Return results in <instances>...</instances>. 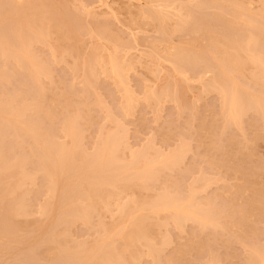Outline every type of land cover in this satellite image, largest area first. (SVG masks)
I'll return each mask as SVG.
<instances>
[{
	"label": "rangeland",
	"instance_id": "rangeland-1",
	"mask_svg": "<svg viewBox=\"0 0 264 264\" xmlns=\"http://www.w3.org/2000/svg\"><path fill=\"white\" fill-rule=\"evenodd\" d=\"M1 1L0 8L4 3L7 5L9 2L4 0L2 4ZM30 2L34 5L38 4L35 12L47 13L49 12L47 10L50 12L52 10L51 13L55 15L57 22L64 20L59 27L65 24L62 26L65 35L62 36L61 30L50 25L51 27L47 30L48 39H34L35 41L29 43L30 50L33 52L31 55L36 59L29 58L32 57L31 55L23 59L24 61L32 59L31 61L36 64H42L40 67L43 74L39 75L40 69L36 76L39 80L34 77L37 74L33 76L30 69L18 63L19 58L12 54L13 46L20 45L24 39L17 36V40L12 33L10 45L7 42L4 44L1 42L3 47H6H0V120L2 119L0 123V181L2 182V184L0 182V195L2 193L0 213L4 212L5 202L10 198L18 200L21 205L17 207L19 211L16 215L18 216H6L7 221L12 220L14 227H17H12L11 230L1 229L3 227L0 226V264H59L60 261L61 264L62 262L63 264H86L87 262L94 264V261L102 264L108 262L109 257L114 262L117 256L120 257L119 261L122 259L126 264H250L251 259L257 255L255 253L257 249L264 247V117L253 107H248L235 121L224 118L226 104H223L220 97L221 90L218 85L212 83L213 76L217 74L218 61L217 59L211 61L212 58H208L210 54H203L204 50H201L206 46L209 38L215 36L210 32L216 34L217 31L219 38L237 37L239 33L242 37L241 33L245 31L247 34V31L251 30L250 26L249 28L244 25L247 19L257 23L260 35H264V0H30ZM37 15L34 16L35 19ZM60 16L64 19L59 20ZM159 17L162 22L163 19L165 22L161 26L158 22ZM207 20L208 23H206ZM199 24L203 25H200V29L207 25L204 27L205 31L199 30ZM5 26L2 25L3 31L7 29ZM33 26L34 30L35 25ZM43 26L44 23L39 27L43 28ZM18 27L12 24L10 28L12 32L24 29L23 26H20V29ZM215 28L217 30H214ZM245 34L243 37L246 36ZM12 36L19 44H14ZM262 37L259 36L258 42L252 45V48L255 50L258 48L257 51L264 55ZM182 48L184 51L196 53L193 54L195 59L191 61L189 59L191 56H187L183 61H177L174 52L177 53ZM224 50L228 49L224 48ZM239 52L237 53L238 56L240 54L242 56L240 58L243 69L241 73L234 72L232 75L226 73V77L230 79L222 76L226 79L225 85L232 79L234 83L236 81L237 86L239 84L241 87L239 90L247 89L248 94L254 95L258 92L264 96V89L253 80L261 73L257 72L254 65L248 61L249 56L246 52L243 54ZM199 53L200 57L197 55ZM109 58L115 60L116 71L120 72L121 78L119 75L118 78L121 82L117 80L115 73L110 71ZM204 62H207L209 67ZM181 65L184 71H180V75L178 67ZM213 67L216 69L213 70ZM9 98L12 99L11 102ZM5 101H9L10 105L6 106ZM12 101L14 103L16 101V104ZM11 103L17 107V110L26 106L27 110L24 112H21V109L18 110L20 112L15 110L18 117L22 116L19 114H23V119L20 117L21 120L28 119V124L31 121L35 125L38 123L37 127L39 126L44 137L48 139L55 137L56 147L62 143L66 147L70 146L67 149L75 147L71 137L68 136V139L62 131L65 125H71L74 121L75 124H72L73 127L70 126V128L79 132V134L76 133L79 137L77 136V141L74 140V144L78 142L76 147L80 151L77 149L76 152V148L75 151L71 150L73 153L68 155L72 156L69 161L66 162L67 158L65 162L62 161L71 168H67L69 171H75L72 169L79 165L75 168L77 173L71 172L76 173L77 176L85 169L81 167L82 161L88 160L93 155L97 149L95 147L108 139L105 137L116 139V141L113 140L115 142L113 152L107 154L110 156L104 157L107 158L104 159L105 162L103 161L107 162L105 166L100 164L95 166V169L94 166H88L91 170L86 166L84 175H80L82 180L79 176L81 182L77 180L76 174H71V179L75 176L73 179L77 180H75L74 189L78 187L79 182L80 188L84 189L96 188L98 187L96 185L103 182L100 184L101 187L99 186L102 189H99V192L103 191L101 193L103 200L99 199L100 203L103 201V205L97 201L98 205L88 212L85 210L84 201L62 199L64 190L68 192L67 194L69 191L72 192L70 194H75L76 189L71 190L73 186L69 175L68 177L66 173L60 175L55 187L48 181V177L39 169L41 168L39 157L34 156L38 154L35 152L36 145L25 133L26 121L21 122L16 114V116L13 115L14 112L10 111ZM2 110L5 114H1ZM5 118H11L7 124L12 123L10 125L12 128L5 125L7 122ZM66 119L71 120L70 123ZM14 120L20 122L14 123ZM65 122L68 123L65 124ZM107 132L110 133L107 134ZM178 151L180 156H177ZM78 153L82 155H79L81 160L77 156ZM73 160L78 164H72ZM14 164L20 165L17 167ZM10 165H13V168L10 169ZM71 165L75 166L71 167ZM19 166H23V169L19 170ZM102 166L105 169L101 168ZM15 169L19 170V173H15L17 171ZM98 169L105 171L100 172ZM14 173L19 175L15 178ZM85 175L91 182L84 178ZM64 176L67 181L63 182ZM94 176L97 178L101 176L98 178L101 182L98 183L99 181L96 180L98 183L96 184L91 178ZM85 180L87 184L85 182V185H82ZM159 197L163 200L158 204L166 207L165 210L158 206H156L158 208H150ZM165 201L168 203H164ZM132 202L135 203L132 204ZM172 202L174 204L170 206ZM64 203H66V209L63 207ZM91 203L94 204V202ZM79 205L80 207L83 205V209L87 211L88 214L84 215L86 217L71 215L70 207L73 210L80 209ZM177 205L179 207L172 210ZM20 206H23V210ZM188 206L193 208L189 209ZM62 207L65 212L67 209V212L70 211L67 213L70 214L68 217L64 211V214L60 213L59 209ZM158 209L159 211H154ZM57 211L62 219L59 215L56 217ZM176 212L178 217L175 216ZM185 212H188L189 217H185L187 216ZM123 217H126L125 220ZM136 224L141 225L139 227H142L141 231L144 232L142 237H137V241L133 240L134 246L129 247L127 234L137 229ZM51 229L61 237L55 235ZM9 230L14 234L10 232L8 235ZM48 230L53 232L55 235L53 239L56 240L50 239L49 235L52 233ZM57 240L62 246L68 245L66 247L68 249L63 246L65 249L63 254L61 252L63 248ZM132 248L136 251L133 252ZM122 249L125 250V254ZM116 250L118 252L120 250L118 255ZM76 251L79 252L75 254ZM70 252L69 260L67 255ZM106 252L110 256H107V260H103L100 255L103 257ZM132 253L137 254H134V257ZM61 256L62 259H60ZM110 263L109 261L105 264ZM261 263L264 264V259L260 260L259 264Z\"/></svg>",
	"mask_w": 264,
	"mask_h": 264
},
{
	"label": "bare ground",
	"instance_id": "bare-ground-1",
	"mask_svg": "<svg viewBox=\"0 0 264 264\" xmlns=\"http://www.w3.org/2000/svg\"><path fill=\"white\" fill-rule=\"evenodd\" d=\"M2 1H4V0H2ZM1 1V3L3 4L4 2H2ZM174 1H176V0H174ZM40 2V1H39ZM159 2H161V1H159ZM41 3V2H40ZM45 3V2H44ZM36 5H38L37 3H36ZM36 5H34V3L33 4H31V2H30V0H26V1H22V0H9V2L7 3V5L4 3V5L3 6H1V8H0V43L2 42L3 44L4 43H8L9 45H10V42H9V40H10V35H12V33H13V35L16 37L15 39H17V36L19 37V38H23L24 40V42L23 41H21L22 43L20 44V45H14L13 47H14V49L13 48H11V47H9V48H11V49H13L14 51V53H12L13 54V56L14 57H18L19 58V60L20 61H17L18 63H20V64H22V65H25L27 68H29L30 70V72H32V74H33V76L35 75V74H37V75H35L34 77L36 78V76H38V72L40 71V69H41V67H40V65H42V64H36L35 62H33V61H31L33 58H35V57H33V55H31L33 52L30 50V45H29V43L30 42H32L34 39H37V40H44V39H48L47 38V36L49 35L48 33L49 32H47V30H49L48 28H50L51 26L50 25H53V26H56V28L57 29H59V30H61V35L62 36H64L65 35V32H64V30H63V28H62V26H64V25H62L61 27H59V25H61V23L62 22H64V17H62V19H61V16H60V18H59V20H63L62 22H57V19L55 18V15L53 14V13H51L52 12V10H51V12H50V10H47V11H49V12H47V13H38V12H35V9H38L37 7L38 6H36ZM41 5V4H40ZM39 5V6H40ZM53 5V4H52ZM43 6V5H42ZM40 8V7H39ZM108 8V7H107ZM165 8V7H164ZM54 9V8H53ZM57 9H59V8H57ZM56 9V11L57 12H59L58 10ZM180 10V9H179ZM262 10V9H261ZM40 11H42V10H40ZM44 12H46L45 10H43ZM70 12V11H69ZM83 13V12H82ZM169 13V12H168ZM36 14H38L37 16V18L35 19L34 18V16L36 15ZM62 14V13H61ZM64 15V14H63ZM138 15V14H137ZM142 15V14H141ZM160 15V14H159ZM218 15V14H217ZM262 15V14H261ZM155 16V15H154ZM169 16V15H168ZM247 16V15H246ZM255 16V15H254ZM36 17V16H35ZM72 17V16H71ZM157 17V16H156ZM181 17V16H180ZM249 17V16H248ZM247 17V18H248ZM135 18H136V16H135ZM155 18V17H154ZM160 18V17H159ZM165 18V17H164ZM182 18V17H181ZM180 18V19H181ZM233 18V17H232ZM242 18H244V17H242ZM246 18V19H247ZM253 18V17H252ZM67 19V18H66ZM184 19V18H183ZM234 19V18H233ZM245 19V20H246ZM167 20V19H166ZM169 20V19H168ZM178 20V19H177ZM54 21V22H53ZM158 21V20H157ZM44 23V26H43V28H41V27H39L40 25H43V23ZM53 22V23H52ZM79 22V21H78ZM156 22V21H155ZM158 22H160V26H161V24L164 22V19H163V22H162V20H161V18H160V21H158ZM183 22H184V20H183ZM52 23V24H51ZM60 23V24H59ZM165 23V22H164ZM163 23V24H164ZM206 23H208V20H207V22ZM229 23V22H228ZM231 23V22H230ZM12 24H15V25H17V27L19 26H23V28L24 29H20L19 27V31L17 32V31H15V32H12V28H10L11 26H12ZM24 24V25H23ZM91 24V23H90ZM210 24V23H209ZM257 23H255L254 21H251V19H247L246 20V22H245V24L244 25H246V26H250L251 27V30H248V31H250L249 33H248V31H247V34H245V32L244 33H241V34H243V36H244V34L246 35L245 37H241V35H240V33L238 34V36L237 37H235V36H233L232 38H227L226 36H223L221 39L219 38V34L217 33V31H216V34H218V35H216L215 34V32L214 33H212V32H210L211 34H214L213 36L214 37H211V38H209V40H208V42H207V44H206V46L201 50V51H203L204 50V53L203 52H201V54L203 53V54H210L209 56H208V58L209 57H211V58H209V59H211V61H214V59H217V68H218V70H217V74H215L214 76H213V82L212 83H216L217 85H218V87H219V89L221 90L220 91V93H221V98H222V100H223V104L225 105L226 104V106H225V113L223 114V115H225V117L224 118H226L227 120H231V121H235L237 118L239 119V115H240V113L243 111V110H245V109H247L248 107H253L255 110H257L258 112H260V114H261V116L262 117H264V96L262 95L261 96V94H259L258 92L256 93V94H254L255 93V91L253 90L252 92H253V94L254 95H252L251 93H246V92H248L247 91V89H246V91H244L243 89L240 91L239 90V88H241L240 86H239V84H238V86H237V84H236V81H235V83H234V81H232V79L230 80V83L228 84L227 83V85H225V78H227V79H230V78H228V76L226 77V73L228 74V73H230V75H232V73H234V72H240L241 73V70L243 69V63H242V56H241V54L238 56V53L237 52H239V51H241L242 52V54H243V52H246L247 53V55L249 56V58L246 56V55H244V56H246L247 57V59H248V61L250 62V63H252V65H254V69L255 70H257V72H259V73H261V75H257V76H255L254 77V82L256 83V84H259L260 86H261V88H263L264 89V58H263V56L264 55H262V52H258L257 51V49L255 50V49H253L252 48V45H256V42H258L257 41V39H259V36L260 37H264V35H260V33L261 32H259V29H258V26L256 25ZM2 25H6L5 27H7V29H6V31L4 30L3 31V28H2ZM33 25H35V28H34V30L32 29V26ZM135 25V24H134ZM200 25L201 24H199L198 26V28H199V30H204V27H207V25L206 26H204L202 29H200L201 27H200ZM212 26H213V28H214V25L213 24H211ZM229 25V24H228ZM177 26V25H176ZM201 26H203V25H201ZM216 26V25H215ZM261 26H262V24H261ZM4 27V26H3ZM14 27H16V26H14ZM34 27V26H33ZM37 27H39L38 29H37ZM211 27V26H210ZM232 27V26H231ZM249 27V28H250ZM264 27V26H263ZM80 28V27H79ZM5 29V28H4ZM55 29V28H54ZM106 29V28H105ZM161 29V28H160ZM223 29H224V27H223ZM245 29V28H244ZM262 29V28H261ZM56 30V29H55ZM194 30H195V28H194ZM194 30H193V32H194ZM214 30H217L216 28L214 29ZM241 30V29H240ZM239 30V31H240ZM34 31V32H33ZM69 31H71V29L69 30ZM162 31H163V29H162ZM205 31V30H204ZM262 31V30H261ZM53 32V31H52ZM198 32H200V31H198ZM197 32V33H198ZM164 33V32H163ZM195 33V32H194ZM205 33V32H204ZM220 33V32H219ZM233 33V32H232ZM48 34V35H47ZM236 34V33H235ZM220 35H221V33H220ZM232 35H234V34H232ZM240 35V36H239ZM196 36V35H195ZM231 36V35H230ZM13 37V36H12ZM203 37V36H202ZM262 37V39L261 40H263L264 38ZM200 38H201V36H200ZM13 39V41H15L14 40V37L12 38ZM12 39H11V41H12ZM25 39H26V42H25ZM18 40V39H17ZM35 41V40H34ZM77 42V41H76ZM2 43H1V45H2ZM15 43H17V41H15L14 42V44ZM37 43V42H36ZM46 43H48V42H46ZM202 43H203V41H202ZM11 44H13V43H11ZM17 44H19V43H17ZM31 44V43H30ZM73 44V43H72ZM220 44V45H219ZM0 45V47L1 48H5V47H3V45L1 46ZM95 45V44H94ZM259 45V44H258ZM260 46V45H259ZM52 47V46H51ZM0 48V49H1ZM224 48L225 49H228L227 51L226 50H224ZM261 48V47H260ZM51 49V48H50ZM201 49V48H200ZM224 51H223V50ZM5 50V49H4ZM3 50V51H4ZM10 50V49H9ZM78 50V49H77ZM191 50V49H190ZM69 51V50H68ZM4 52H6V51H4ZM10 52H12V51H10ZM32 52V53H31ZM67 52V51H66ZM69 52H71V51H69ZM114 52V51H113ZM177 52V51H176ZM230 52H233V54H230ZM63 53V52H62ZM115 53V52H114ZM240 53V52H239ZM245 53V54H246ZM6 54V53H5ZM174 54L176 55V58H177V61H179V62H181V61H183L184 59H186L187 58V56H191L189 59L191 60V61H193L195 58L193 57L196 53H193L192 51H184V49L182 48V49H180L177 53H175L174 52ZM194 54V55H193ZM200 53L199 54H197V55H199V57H200V55H201ZM2 55V54H1ZM32 56V57H29V58H32V59H29L28 61H27V59L24 61V59L23 58H28V56ZM112 55H113V53H112ZM170 55V54H169ZM174 55V56H175ZM9 56H11V54L9 55ZM25 56V57H24ZM62 55H60V57H61ZM5 57V56H4ZM58 57V56H57ZM69 57V56H68ZM111 57V56H110ZM113 57V56H112ZM198 57V58H199ZM205 57H206V55H205ZM241 57V58H240ZM17 58V59H18ZM36 59V58H35ZM74 59H76V58H74ZM101 59H102V57H101ZM110 59V58H109ZM207 59V58H206ZM209 59H207L208 60V62L210 63V61H209ZM246 59V58H245ZM15 60V59H14ZM78 60V59H77ZM111 61H108L109 62V65H110V71L111 72H114L115 73V75H116V77H117V80L118 81H120V78H121V76H120V72H117L116 71V67H115V63L116 62H114L115 60H113V59H110ZM201 60V59H200ZM203 60V59H202ZM16 61V60H15ZM90 61V60H89ZM199 61V60H198ZM88 62V61H87ZM202 62V61H201ZM216 62V61H215ZM247 62V61H246ZM74 63V62H73ZM195 63H196V61H195ZM205 63V62H204ZM207 63V62H206ZM205 63V64H206ZM212 63V62H211ZM245 63V62H244ZM19 64V65H20ZM84 64V63H83ZM178 64V63H177ZM177 64H176V66H177ZM184 64V63H183ZM205 64H204V66H205ZM75 65V64H74ZM107 65V64H106ZM206 65H208L207 67H209V64H206ZM212 65V64H211ZM245 65V64H244ZM251 65V64H250ZM44 66H46V65H44ZM93 66V65H92ZM118 66V65H117ZM120 66V65H119ZM215 66V65H214ZM104 67V66H103ZM212 67V66H211ZM20 68H21V65H20ZM22 68H24V67H22ZM122 68V67H121ZM215 67H213V70H215L214 69ZM88 69V68H87ZM253 69V70H254ZM43 70H45L44 68H43ZM89 70V69H88ZM92 71V70H91ZM118 71H119V69H118ZM121 71V70H120ZM178 71L180 72V71H184V69H183V67H182V65L181 66H179L178 67ZM209 71V70H208ZM207 71V72H208ZM42 72V69H41V71H40V73H39V75L40 74H43V73H41ZM48 72V71H47ZM206 72V73H207ZM220 74H219V73ZM223 72H225V73H223ZM29 73V72H28ZM93 73V72H92ZM109 73V72H108ZM204 73V72H203ZM211 73V72H210ZM221 73H223V75H221ZM6 74V73H5ZM31 74V75H32ZM82 74V73H81ZM209 74V73H208ZM212 74H214V72L212 71ZM251 74V73H250ZM255 74V73H254ZM31 75H30V77H31ZM88 75V74H87ZM118 75L120 76V78H118ZM180 75H181V72H180ZM205 75V74H204ZM203 75V76H204ZM229 75V74H228ZM2 76V75H1ZM8 76V75H7ZM32 76V77H33ZM202 76V77H203ZM206 76V75H205ZM222 76H224V77H222ZM249 76V75H248ZM40 77V76H39ZM35 78H34V81H35ZM123 78V77H122ZM204 78V77H203ZM202 78V79H203ZM37 80H39L38 79V77L36 78ZM212 79V78H211ZM210 79V80H211ZM236 80H238V79H236ZM84 81V80H83ZM207 81V80H206ZM89 82V81H88ZM121 82V81H120ZM224 82V83H223ZM90 83V82H89ZM210 83V82H209ZM206 84V83H205ZM215 84V85H216ZM207 85V84H206ZM241 85V84H240ZM245 85V84H244ZM205 86V85H204ZM237 86V87H236ZM210 87V86H209ZM217 89V88H216ZM238 89V90H237ZM249 90V89H248ZM164 91V90H163ZM251 91V90H250ZM264 91V90H263ZM259 94V95H258ZM14 96H16V94L14 95ZM126 97H127V95H126ZM129 97V96H128ZM124 98V97H123ZM16 99V98H15ZM8 100V99H7ZM10 100H12V99H10L9 98V101ZM9 101H5V105L6 106H8V105H10L9 103L11 102H9ZM9 102V103H8ZM13 103H14V101H12ZM3 103V102H2ZM35 103V102H34ZM4 104V103H3ZM14 104H16V101H15V103ZM19 105H20V103H18ZM18 104H17V106H18ZM26 104V103H25ZM32 104V103H31ZM55 104V103H54ZM61 104V103H60ZM12 103H11V107H10V111L11 112H14V114L13 115H15L16 113H17V111L19 110V109H21V108H19L18 110H17V107H15L14 105V110H13V108H12ZM22 105V104H21ZM35 105H37L36 103H35ZM31 106V105H30ZM29 106V107H30ZM34 106V105H33ZM38 106V105H37ZM36 106V107H37ZM59 106V105H58ZM125 106H126V104H125ZM23 107V106H22ZM32 107V106H31ZM30 107V108H31ZM67 107V106H66ZM2 108V107H1ZM16 108V109H15ZM25 108V109H24ZM28 108V107H27ZM29 108V109H30ZM55 108V107H54ZM6 109V108H5ZM8 109V108H7ZM32 109H34V107H32ZM13 110V111H12ZM15 110H17V111H15ZM23 110V111H22ZM25 110H27L26 109V106H24L20 111L21 112H24ZM40 110V109H39ZM57 110V109H56ZM129 110V109H128ZM20 111H18V112H20ZM5 114V111H3L2 110V112H1V114ZM9 113V112H8ZM26 113V112H25ZM24 113V114H25ZM34 113V112H33ZM51 114H53V113H51ZM6 115H8L7 113H6ZM17 115V114H16ZM15 115V116H16ZM19 115H22V116H20L22 119H23V114H19ZM4 116V115H3ZM10 116H12L11 115V113H10ZM52 116V115H51ZM1 117V116H0ZM16 117H18V115L16 116ZM16 117L14 118V119H16ZM20 117H18L17 119L18 120H20L21 122L23 121V120H21V118ZM68 118V117H67ZM3 119H4V117H3ZM6 119V118H5ZM11 119V118H10ZM10 119H6L7 120V122H6V126L8 125L9 127H11L10 125L12 124H7V123H9V121H10ZM34 119V118H33ZM69 119V118H68ZM68 119H66V120H68ZM70 119H72V118H70ZM2 120V119H1ZM1 120H0V123H1ZM13 120V119H12ZM24 120L26 121H23V122H25V126H24V128H26V132L25 133H27L31 138H32V140H33V142L35 143V145H36V149H37V151H35V152H37L38 154L37 155H34L35 157L36 156H38L39 157V159H40V167L41 168H39V169H41L42 170V172L48 177V181L55 187V183L57 182V178H59L60 177V175H65V173L67 174L66 176L68 177V175H69V178L71 179V174H73V175H75L78 171H76V167L77 166H79V165H76V164H78V162L77 163H74V160H73V162H72V164L74 163L75 165H71V167H74L75 166V168L74 169H72V170H75L76 171V173H71V172H75V171H69V170H67V168H69L66 164L67 163H63V161L65 162V159H66V162H68L69 161V159H70V157H72V156H68V155H72V153H73V151L71 152V150H74L75 151V148H76V152H77V149L79 150V148H77L76 147V143L78 144V142H76L75 144H74V140H76L77 139V136L79 137V132H76V130L75 129H73V128H70V126L71 127H73V125L75 124L74 123V121H73V123H71V125L69 124L68 126L67 125H65V127L64 128H62V131L67 135V137L68 136H70L71 137V139L73 140V145H75V147L74 148H72V149H67L68 147H70L68 144V147H66L65 145H64V143H62V145L64 146H62V145H60V144H58L57 145V147H56V141H54L55 139V137L54 138H52V139H48V138H46V136L44 137V135L41 133V131H40V128H39V126L37 127V125H38V123L35 125V123L33 122V121H31V122H33V123H31V122H29V124L27 123V121H28V119H25L24 118ZM66 120H64V121H66ZM226 120V121H227ZM15 121V120H14ZM20 121H15L14 123H19ZM35 121V120H34ZM64 121H63V123H64ZM69 121V123H70V121L71 120H68ZM230 121V122H231ZM3 122H5V120H3ZM2 122V123H3ZM62 123V124H63ZM68 122H65V124H67ZM231 123H234V122H231ZM236 123V122H235ZM23 125H24V123H22ZM73 124V125H72ZM229 124V123H228ZM20 125V124H19ZM231 125V124H230ZM6 126H4L5 128H6ZM64 126V125H63ZM62 126V127H63ZM18 127V126H17ZM16 127V128H17ZM12 128V127H11ZM23 128V127H22ZM75 128V127H74ZM18 129V128H17ZM16 129V130H17ZM64 129V130H63ZM13 130H15V128L13 129ZM75 130V131H74ZM7 131H9V130H7ZM24 131V130H23ZM24 133V132H23ZM76 133H78V134H76ZM110 133V132H109ZM108 132H107V134H109ZM64 134V135H65ZM117 134V133H116ZM66 135H65V137H66ZM112 135V134H111ZM118 136H119V134H117ZM116 135V136H117ZM109 136V135H108ZM115 136V135H114ZM113 136V137H114ZM14 137V136H13ZM21 137V136H20ZM48 137V136H47ZM15 138V137H14ZM104 138V137H103ZM105 138H108V139H105ZM104 139V141L101 143V141H99L101 144L100 145H98L97 147H95V148H97L96 149V151L93 153V155H91V157L87 160V159H84L83 161H85V160H87L86 161V163H85V165H84V163H83V161H82V165H81V167H82V169H83V167H85V169H84V171L85 170H87V168H86V166L88 167V166H91V167H93L94 166V169H95V166H99L100 164L101 165H104L105 166V164H107V162L106 163H104L105 162V160L104 159H107V158H104L107 154H111V152H113V150H114V145H113V143H115L114 141H116V139L114 140V138H111V137H105ZM68 139H69V137H68ZM119 139V138H118ZM117 139V140H118ZM121 139V138H120ZM21 140V139H20ZM72 140H70V142L72 141ZM103 140V139H102ZM114 140V141H113ZM77 141V140H76ZM80 141V140H79ZM121 141V140H120ZM123 141V140H122ZM15 142V141H14ZM53 142H55V143H53ZM58 143V142H57ZM67 143V142H66ZM118 143V142H117ZM72 144V143H71ZM124 144V143H123ZM34 145V146H35ZM59 145H60V147H59ZM17 146H18V144H17ZM78 146V145H77ZM126 146V145H125ZM53 147L56 149H53ZM66 147V148H65ZM81 147V146H80ZM116 147H117V145H116ZM146 147V146H145ZM18 148V147H17ZM94 148V149H95ZM35 149V148H34ZM81 149V148H80ZM182 150V149H181ZM80 151V150H79ZM78 151V152H79ZM12 152V151H11ZM117 152V151H116ZM119 152V151H118ZM174 153H175V151H174ZM180 153V151H178V154ZM34 154V153H33ZM77 154V153H76ZM81 154H83L82 152H81ZM80 153H78V155L77 156H79V155H81ZM91 154V153H90ZM173 154V153H172ZM172 154H171V156H172ZM115 155H117V154H115ZM156 155V154H155ZM76 156V155H75ZM82 156V155H81ZM86 156V155H85ZM85 156H84V158H85ZM108 156H110V155H107L106 157H108ZM135 156V155H134ZM174 156V155H173ZM177 156H180V154L179 155H177ZM69 157V158H68ZM89 157V156H88ZM112 157V156H111ZM119 157V156H118ZM137 157V154H136V156H135V158ZM151 157V156H150ZM75 158V157H74ZM87 158V157H86ZM110 158V157H109ZM108 158V159H109ZM172 158V157H171ZM179 158V157H178ZM79 159H80V156H79ZM119 159V158H118ZM117 159V160H118ZM169 160H170V158H168ZM63 160V161H62ZM76 160V159H75ZM81 160V159H80ZM110 160H111V158H110ZM115 160V159H114ZM152 160V159H151ZM167 160V159H166ZM177 160V159H176ZM3 161V160H2ZM62 161V162H61ZM72 161V160H71ZM71 161L69 162V165H70V163H71ZM104 161V162H103ZM109 161V160H108ZM120 161V160H119ZM118 161V162H119ZM133 161V160H132ZM131 161V162H132ZM156 161V160H155ZM154 161V162H155ZM162 161V160H161ZM165 161V160H164ZM164 161H162V162H164ZM29 162V161H28ZM38 162H39V160H38ZM55 162H57V163H55ZM109 162H111V161H109ZM152 162V161H151ZM167 162V161H166ZM173 162H174V159H173ZM5 163V162H4ZM20 163H21V161H20ZM25 163V162H24ZM54 163L56 164V165H54ZM133 163H135V162H133ZM137 163V162H136ZM153 163V162H152ZM176 163V162H175ZM80 164H81V162H80ZM87 164V165H86ZM114 164V163H113ZM151 164V163H150ZM149 164V165H150ZM155 164V163H154ZM14 165H16V164H14ZM18 165H20V164H17L16 166L18 167ZM67 167H66V166ZM84 165V166H83ZM111 165V164H110ZM122 165V164H121ZM121 165H120V167H121ZM128 165V164H127ZM133 165V164H132ZM137 165V164H136ZM104 166H102L101 168H104L105 169V167ZM144 166H146V163H145V161H144ZM7 167H9V166H7ZM11 167L13 168V165H10V169H11ZM16 167V168H17ZM23 167V166H22ZM22 167H20L19 166V170H20V168L21 169H23ZM114 167V166H113ZM112 167V168H113ZM124 167V166H123ZM128 167V166H127ZM130 167H132V166H130ZM135 167V166H134ZM138 167V166H137ZM151 167H152V165H151ZM15 168V167H14ZM34 168H36V167H34ZM89 168V167H88ZM97 168V167H96ZM100 167H99V169H101ZM107 168H108V166H107ZM125 168V167H124ZM123 168V169H124ZM139 168V167H138ZM138 168H137V171H138ZM5 169V168H4ZM69 169H71V168H69ZM90 169V168H89ZM98 169V171H100ZM103 169V170H104ZM109 169V168H108ZM116 169V168H115ZM141 169V168H140ZM139 169V170H140ZM1 170V169H0ZM15 170H17V169H15ZM19 170H17L15 173H19L18 171ZM77 170H78V168H77ZM79 170H80V167H79ZM91 170V169H90ZM103 170H101V171H103ZM122 170V169H121ZM127 170V169H126ZM129 170V169H128ZM132 170V169H131ZM11 171V170H10ZM9 171V172H10ZM24 171V170H23ZM84 171H83V173H84ZM92 171H94V170H92ZM100 171V172H101ZM105 171V170H104ZM106 171H107V169H106ZM115 171H117V170H115ZM119 171V170H118ZM141 171V170H140ZM8 172V173H9ZM69 174H68V173ZM113 172H114V170H113ZM7 173V172H6ZM13 174V176H15V178H16V176L17 175H19V174ZM22 174H23V172H21ZM83 173H80L79 174V176L80 175H82ZM91 173V172H90ZM94 173V172H93ZM119 173H120V171H119ZM140 173V172H139ZM155 173V172H154ZM103 174V173H102ZM116 174V173H115ZM121 174H122V172H121ZM136 174V173H135ZM5 175H7V174H5ZM84 175V174H83ZM87 175V174H86ZM86 175L84 176V178H87L86 177ZM91 176H93L92 174H90ZM139 175V174H138ZM137 175V176H138ZM0 176H1V173H0ZM2 176L4 177V175L2 174ZM12 176V177H13ZM23 176V175H22ZM29 176H30V174H29ZM76 176H77V174H76ZM79 176H77L76 178H77V180H79ZM88 176H89V174H88ZM103 176H104V174H103ZM115 176V175H114ZM117 176V175H116ZM119 176H120V174H119ZM139 176H141V175H139ZM8 177V176H7ZM20 177H21V174H20ZM25 177H26V175H25ZM24 177V178H25ZM75 176H73L72 177V179L74 178ZM101 177V176H100ZM100 177H98V178H100ZM6 178V177H5ZM22 178V177H21ZM69 178H67V179H69ZM76 178H75V180H76ZM82 178V176H80V180H82L81 179ZM91 178H93L94 180H95V182H96V180H97V182L99 181V179L97 178V177H91ZM111 178V177H110ZM137 178H140V177H137ZM1 179V178H0ZM10 179V178H9ZM13 179V178H12ZM69 179V180H70ZM72 179H71V185L73 186V189L71 188V190H75V194H70V192L71 191H69V194H70V196H69V194H67L68 192L67 191H62V193H63V196H61L62 197V199H65V198H67L68 200H80V201H84L83 202V204L85 205L84 207H85V210H89L90 211V209L91 208H95L96 207V205H98V204H96L97 203V201H99V203H100V200L99 199H102L103 200V195L101 194L102 192H99V189H101V188H99V186H100V184L101 183H103V182H101V181H99L98 183H100V184H98L97 182H96V184H98V185H96L95 184V182H94V180L93 179H91V180H93L92 182L94 183V185H96V186H98V187H94V188H92V189H89V187H87V189H84V188H80L81 186H79L78 184L81 182L80 180V182L77 184V186L78 187H75V189H74V186L76 185V183H75V180H74V184H73V181H72ZM114 179V178H113ZM2 180H4V179H2ZM19 180V179H18ZM27 180V179H26ZM59 180V179H58ZM61 180H62V178H61ZM64 180H66V177L64 176V179H63V182H64ZM76 180V181H77ZM87 180L88 181H90V179H88L87 178ZM101 180V179H100ZM115 180V179H114ZM118 179H116V181H117ZM129 180H131V179H129ZM132 180H133V178H132ZM145 180V179H144ZM67 181V180H66ZM120 181V180H119ZM1 182V181H0ZM24 182V181H23ZM86 182V184H87V181L85 180L84 182H82V185H85L84 183ZM91 182V181H90ZM105 182V181H104ZM8 183V182H7ZM89 183V182H88ZM107 183V182H106ZM105 183V184H106ZM111 183V182H110ZM114 183H116V182H114ZM1 184H2V182H1ZM4 184V183H3ZM29 184V183H28ZM66 184H69V183H66ZM108 184V183H107ZM117 184V183H116ZM1 186V185H0ZM105 186V185H104ZM118 186V185H117ZM2 187H4V186H2ZM70 187V186H69ZM101 187V186H100ZM138 187V186H137ZM53 188V187H52ZM120 188H122V187H120ZM129 188V187H128ZM140 188V187H139ZM63 189V188H62ZM0 190H1V188H0ZM3 190V189H2ZM14 190V189H13ZM102 190V189H101ZM58 191V190H57ZM105 191V190H104ZM108 191V190H107ZM106 191V192H107ZM3 192V191H2ZM13 192V191H12ZM26 192V191H25ZM109 192V191H108ZM4 193V192H3ZM8 193H10V192H8ZM15 193V192H14ZM17 193V192H16ZM72 193V192H71ZM7 194V193H6ZM17 194H19V193H17ZM55 194V193H54ZM1 195H2V193H1ZM0 195V196H1ZM50 195V194H49ZM62 195V194H61ZM66 195V196H65ZM105 195V194H104ZM52 196V195H51ZM109 196V195H108ZM12 197V196H11ZM20 197V196H19ZM106 197V196H105ZM158 197V196H157ZM3 198V197H2ZM1 198V199H2ZM9 198V197H8ZM49 198V197H48ZM108 198V197H107ZM4 199V198H3ZM2 199V200H3ZM21 199V198H20ZM52 199V198H51ZM67 199H65L66 201H67ZM106 199V198H105ZM166 199V198H165ZM164 199V200H165ZM6 200V199H5ZM65 200H63V202H66ZM88 201V203H87V201ZM161 200H163V198L162 197H159V198H157L156 200H155V202H153L152 204H153V207L152 206H150V208H154V207H156V206H158V207H162V208H164L163 207V205H161L160 206V204H158V202L160 203V201ZM169 200V199H168ZM119 201V200H118ZM1 202V201H0ZM3 203L5 202V201H2ZM22 202V201H21ZM91 202H94V204L93 203H91ZM104 202H105V200H104ZM136 202V201H135ZM135 202H132V204L133 203H135ZM163 202V201H162ZM174 202H176V200H174ZM23 203V202H22ZM86 203V204H85ZM138 203V202H137ZM136 203V204H137ZM164 203H168V201L166 202H164ZM169 203H171V202H169ZM20 203L18 202V200H11V198H10V200L9 201H7V202H5V207H4V212L0 215V226L1 227H3V228H1V229H4V228H9V229H11L12 230V227H14V223H12V220H9V221H7L8 219H7V217L6 216H10V215H16V214H18L17 212L19 211L18 209H17V207H18V205H19ZM49 204V203H48ZM73 204V203H72ZM100 204H102L103 205V201L100 203ZM105 204H107V203H105ZM104 204V205H105ZM128 204V203H127ZM163 204V203H162ZM173 202H172V204H170V206H173ZM21 205V204H20ZM167 205V204H166ZM189 205H192V204H189ZM43 206H44V204H43ZM59 206V205H58ZM66 203H64V208L66 209ZM75 205L73 204V206L72 207H74ZM107 206V205H106ZM109 206V205H108ZM121 206V205H120ZM123 206V205H122ZM135 206V205H134ZM143 206V205H142ZM169 206V205H168ZM169 206V208H171ZM193 206V205H192ZM190 207V206H188L189 207V209L191 208H193V207ZM1 207V206H0ZM21 207V210H23V206H20ZM42 207V206H41ZM49 207V206H48ZM62 207V208H63ZM101 207H104V206H101ZM130 207H131V205H130ZM136 207H137V205H136ZM158 207H156V208H158ZM179 207V205H177L176 207H173L172 208V210H176V208H178ZM2 208V207H1ZM44 208H45V206H44ZM44 208H42L43 210H45ZM62 208H60L59 210H60V213L62 212L63 213V211L65 212V210H64V208L62 209ZM79 208L80 209H75V210H73V209H71V207H70V209L69 210H72L71 211V215L73 214V215H82L83 217H86V216H84V215H86V213H87V211H85L84 209H83V205L80 207V205H79ZM123 208V207H122ZM122 208L120 209V210H122ZM125 209L126 208H128V207H124ZM138 208V207H137ZM162 208H160V210H162ZM166 208V207H165ZM165 208H164V210H165ZM62 209V210H61ZM105 210H106V208H104ZM135 209V208H134ZM133 209V210H134ZM145 209V208H144ZM58 210V211H59ZM127 210H129V209H127ZM137 210V209H136ZM143 210V209H142ZM152 210V209H151ZM58 211H57V214H56V217H57V215H59V213H58ZM68 211V209L66 210V214L67 213H70V211L69 212H67ZM88 211V212H89ZM99 211V210H98ZM141 211V210H140ZM154 211H159V209L158 210H154ZM42 212V211H41ZM129 212H130V210H129ZM128 212V213H129ZM134 212V211H133ZM190 212V211H189ZM43 213V212H42ZM46 213V212H45ZM135 213H136V211H135ZM142 213V212H141ZM186 213H187V216H185V217H189L188 216V212H185V215H186ZM64 214V213H63ZM88 214V213H87ZM131 214V213H130ZM129 214V215H130ZM193 214V213H192ZM199 214H201V213H199ZM204 213H202V215H203ZM46 215V214H45ZM68 215H70V214H67V216L66 215H64V216H66V217H68ZM126 215V214H125ZM128 215V216H129ZM174 215V214H173ZM190 215H191V213H190ZM202 215H199V216H201V217H203ZM205 215H206V213H205ZM16 216H18V215H16ZM60 216V215H59ZM147 216V215H146ZM150 216V215H149ZM175 216H177V212H176V215ZM61 217V216H60ZM66 217H63V218H66ZM78 217V216H77ZM178 217V216H177ZM184 217V218H185ZM191 217H193L192 215H191ZM9 218V217H8ZM12 218V217H11ZM15 218V217H14ZM59 218V217H58ZM73 218H74V216H73ZM126 218V217H125ZM125 218L123 217V219L125 220ZM205 218H206V216H205ZM60 219H62V217L60 218ZM176 221H177V219H175ZM139 221V220H138ZM13 222H15V221H13ZM125 222V221H124ZM106 224H108V223H106ZM137 225V226H136ZM135 226L137 227V229L136 230H134V231H130V232H128V234H127V241L129 242L128 244L130 245H128L129 247H131V245L132 246H134L133 244H132V242L134 243V241H137L136 239H138L137 237H142L141 235H143V232L144 231H141L143 228L142 227H139V226H141V225H138V224H136ZM131 226V225H130ZM134 226V225H133ZM132 226V227H133ZM15 227H17V226H15ZM14 227V228H15ZM132 227H131V229H132ZM138 227H139V230H138ZM17 229V228H16ZM15 229V230H16ZM19 229V228H18ZM17 229V230H18ZM53 229H55V227L53 228ZM145 229V228H144ZM7 230V229H6ZM14 230V231H15ZM52 230V229H51ZM51 230H48V231H51ZM126 230H128V229H126ZM53 231V230H52ZM51 231V235H49V237H51L50 239L52 240L54 237H55V235L57 234V233H55L56 231H53L54 233H55V235H53V232ZM122 232H123V230H121ZM8 232V231H7ZM10 232H12V231H10L9 230V232H8V235L10 234ZM18 232V231H17ZM13 233V232H12ZM59 233V232H58ZM0 234H1V232H0ZM14 234V233H13ZM16 234V233H15ZM48 234H49V232H48ZM66 234V233H65ZM4 235V234H3ZM45 235V234H44ZM47 235V234H46ZM60 235V234H59ZM58 234H57V236L58 237H61V236H59ZM125 235H126V233H125ZM11 236V235H10ZM4 237H5V235H4ZM13 238H14V235H13ZM43 238V237H42ZM41 238V239H42ZM49 239V240H50ZM57 239H59V238H57ZM121 239V238H120ZM135 239V240H134ZM44 240V239H43ZM46 240H48V237H46ZM45 240V241H46ZM54 240H56V239H53V241ZM63 240H65V239H63ZM125 240V239H124ZM134 240V241H133ZM58 241V243H59V240H57ZM42 242V241H41ZM65 242V241H64ZM50 243H51V241H50ZM55 243V242H54ZM125 243V242H124ZM14 244V243H13ZM47 244V243H46ZM49 244V243H48ZM109 244H111V243H109ZM55 245L57 246V244L55 243ZM59 245H60V243H59ZM126 245V244H125ZM60 246H62V244L60 245ZM64 246V245H63ZM63 246H62V248H63ZM68 246V245H67ZM66 246V247H67ZM113 246V245H112ZM65 247V246H64ZM65 247V248H66ZM87 247V246H86ZM69 248H70V246H69ZM98 248V247H97ZM105 248V247H104ZM107 248H109V247H107ZM29 249V248H28ZM50 249V248H49ZM55 249V248H54ZM66 249H68V248H66ZM74 248H72V250H73ZM77 249V248H76ZM111 249V248H110ZM117 249V248H116ZM120 249V248H119ZM125 249V248H124ZM256 249V248H255ZM47 250V249H46ZM65 249L63 248L62 250H61V252H62V254H63V251H64ZM82 250V249H81ZM96 250V249H95ZM115 250V249H114ZM118 250V249H117ZM116 250V251H117ZM123 250V249H122ZM132 250H133V252H135L136 250L134 249V248H132ZM135 250V251H134ZM150 250V249H149ZM30 251V250H29ZM50 251V250H49ZM49 251H47V252H49ZM52 251V250H51ZM50 251V252H51ZM58 251V250H57ZM60 251V250H59ZM69 251V250H68ZM100 251H102V250H100ZM124 252V254L126 253L125 252V250H123ZM126 251H127V248H126ZM151 251V250H150ZM49 252V253H50ZM73 252H74V250H73ZM77 252H79V251H76L75 252V254L77 253ZM81 252V251H80ZM91 252H92V250H91ZM93 252H95V251H93ZM96 252H98V250L96 251ZM96 252H95V254H96ZM112 252H114L113 250H112ZM118 252V251H117ZM119 252H120V250H119ZM119 252L116 254V255H118L119 254ZM128 252V251H127ZM132 252V251H131ZM28 253V252H27ZM30 253V252H29ZM33 253V252H32ZM57 253V252H56ZM60 253V252H59ZM66 253H67V251H66ZM99 253H101V252H99ZM99 253H98V255H99ZM108 253L109 254H111L109 251H108ZM115 253V252H114ZM113 253V254H114ZM257 255H256V259L254 258H252L251 259V261H250V264H259L260 263V260L262 261V259H264V247L263 248H261V249H257V251L255 252ZM255 253H254V255H255ZM24 254V253H23ZM36 254V253H35ZM52 254H54V253H52ZM58 254V253H57ZM80 254V253H79ZM82 254V253H81ZM94 254V255H95ZM109 254H107V252H106V254L104 255V253H103V257H101V255H100V258H102L103 260L105 259V260H107V256L109 257L110 255ZM133 255L135 254H137V253H132ZM132 254H130L131 256H133ZM14 255V254H13ZM33 255V254H32ZM93 254H92V256H94ZM97 255V254H96ZM95 255V256H96ZM112 255V254H111ZM135 255H134V257H135ZM29 256V255H28ZM43 255H41V257H42ZM48 256H49V254H48ZM47 256V257H48ZM57 256V255H56ZM60 256V255H59ZM67 256H69L68 258H69V260L71 259L70 258V256H71V252H70V254H68ZM74 256V255H73ZM77 256V255H76ZM120 256V255H119ZM125 256V255H124ZM129 256V254L127 255V257ZM259 256V257H258ZM263 258H262V257ZM23 257V256H22ZM35 257V256H34ZM44 257V256H43ZM87 257V256H86ZM97 257V256H96ZM106 257V258H105ZM112 257V256H111ZM116 257V256H115ZM114 257V258H115ZM126 256H125V259L127 258ZM134 257H132L133 259H134ZM261 257V258H260ZM38 258V257H37ZM53 258V257H52ZM60 258V257H59ZM68 258L66 257V261H68ZM118 258V256L116 257V259L114 260V259H112V260H114V262L113 261H111L110 260V257L108 258L109 260H107L108 262L110 261L111 263L110 264H124L125 262H123L122 261V259H121V261H119V258ZM16 259V258H15ZM22 259V258H21ZM25 259V258H24ZM23 259V260H24ZM49 259H50V257H49ZM55 259H56V257H55ZM60 259H62V256H61V258ZM90 259H91V257H90ZM96 259V258H95ZM94 259V260H95ZM129 259H130V257H129ZM129 259H127V260H129ZM258 259H259V261H258ZM18 260V259H17ZM22 260V261H23ZM36 260V259H35ZM39 260H42V259H39ZM59 260V259H58ZM78 260V259H77ZM89 260V259H88ZM96 260H98V259H96ZM103 260H102V262H103ZM131 260V259H130ZM43 261L45 262V260H44V258H43ZM48 261V260H47ZM52 261V260H51ZM98 261H101V259H99ZM257 261L259 262V263H257ZM20 261H18V263H19ZM35 263H36V261H34ZM49 262H50V260H49ZM53 262V261H52ZM71 262V261H70ZM87 262V261H86ZM90 262V261H89ZM108 262H104V263H102V264H105V263H108ZM31 263V262H30ZM78 263H79V261H78ZM88 263V262H87ZM86 263V264H87ZM93 263V262H92ZM96 263H98V264H100L101 262H97L96 261ZM95 263V261H94V264H96ZM39 264V263H38ZM44 264V263H43ZM48 264V263H47ZM57 264V263H56ZM59 264H61V261H60V263ZM62 264H63V262H62ZM66 264V263H65ZM76 264V263H75ZM82 264V263H81ZM89 264V263H88ZM126 264V263H125ZM262 264V263H261Z\"/></svg>",
	"mask_w": 264,
	"mask_h": 264
}]
</instances>
